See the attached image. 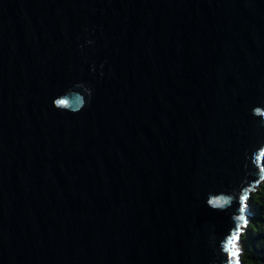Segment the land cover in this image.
Returning <instances> with one entry per match:
<instances>
[{
	"label": "water",
	"instance_id": "95a60500",
	"mask_svg": "<svg viewBox=\"0 0 264 264\" xmlns=\"http://www.w3.org/2000/svg\"><path fill=\"white\" fill-rule=\"evenodd\" d=\"M258 106L264 0H0V264H231Z\"/></svg>",
	"mask_w": 264,
	"mask_h": 264
},
{
	"label": "trees",
	"instance_id": "16d2710c",
	"mask_svg": "<svg viewBox=\"0 0 264 264\" xmlns=\"http://www.w3.org/2000/svg\"><path fill=\"white\" fill-rule=\"evenodd\" d=\"M249 195L247 199L249 222L246 234L240 237L243 246L240 260L241 264H264V180L260 187L250 191ZM235 247L234 243V249ZM239 256L240 251L236 250V255L232 259L237 257L236 261L240 264Z\"/></svg>",
	"mask_w": 264,
	"mask_h": 264
},
{
	"label": "clouds",
	"instance_id": "9594fccd",
	"mask_svg": "<svg viewBox=\"0 0 264 264\" xmlns=\"http://www.w3.org/2000/svg\"><path fill=\"white\" fill-rule=\"evenodd\" d=\"M57 107L63 108V110H67V111L78 112L84 107V104L82 102L79 107H71V108H69L67 106H63L60 104V105H57ZM252 114L258 118L260 125L262 127H264V107L258 106V107L253 108ZM257 153H258V155H257ZM262 158H264V144H261L256 150V154L254 157L255 167H256L257 162H259ZM257 175H259L261 180H264V169H261L259 171V173H257V171H256V176ZM250 191H252V189L249 188L247 185L243 186L240 189V193H239V196L237 197V201L239 202V204L242 205V207H240L238 209V212H237L236 216L234 217L235 223L238 226H241L240 233H239V236L237 237L236 229L234 228L232 230V232L229 234L230 238L234 241L235 246H236L234 249L235 255H236V250L240 251V256L238 257L239 260H240V257L243 255L242 240L240 239V237L246 234L247 224L249 222V220H248V205H247L246 201L249 197ZM231 199H232L231 197L220 198V199L210 198L208 206L212 207L215 210L216 208H218L220 206H225L228 203V201ZM214 201H218L219 203H213ZM225 241H227V243H228L229 239L226 238ZM236 260H237V257H235V259H232L231 264H236ZM240 264H241V260H240Z\"/></svg>",
	"mask_w": 264,
	"mask_h": 264
},
{
	"label": "snow or ice",
	"instance_id": "6c2138e0",
	"mask_svg": "<svg viewBox=\"0 0 264 264\" xmlns=\"http://www.w3.org/2000/svg\"><path fill=\"white\" fill-rule=\"evenodd\" d=\"M59 104L61 105H64L65 104V101L64 100H61V101H58ZM213 203H219L218 201H214ZM226 249L230 252H233L234 253V241L232 239H230L226 245Z\"/></svg>",
	"mask_w": 264,
	"mask_h": 264
},
{
	"label": "rangeland",
	"instance_id": "374dc122",
	"mask_svg": "<svg viewBox=\"0 0 264 264\" xmlns=\"http://www.w3.org/2000/svg\"><path fill=\"white\" fill-rule=\"evenodd\" d=\"M261 182H262V180H261L259 183L255 184V185L253 186V189H252V190H256L257 188H259L260 185H261ZM240 228H241V226H240ZM238 255H239V254H238ZM236 262H237V261H236ZM237 263H239V262H237Z\"/></svg>",
	"mask_w": 264,
	"mask_h": 264
}]
</instances>
